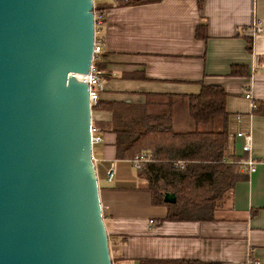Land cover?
<instances>
[{
	"label": "crops",
	"instance_id": "0c3cea01",
	"mask_svg": "<svg viewBox=\"0 0 264 264\" xmlns=\"http://www.w3.org/2000/svg\"><path fill=\"white\" fill-rule=\"evenodd\" d=\"M104 10L99 65L104 89L91 110L102 141L92 146L103 220L113 258L121 264L149 261L264 264V0H161L117 6L94 0ZM259 21L262 30L253 33ZM205 24V36L196 29ZM235 71L240 73L233 74ZM243 74V75H242ZM201 84L227 93V154L247 157L238 132L252 136L255 171L245 172L213 220H167V206L152 203L130 159L116 157V130L141 129L152 100L172 98L175 130L191 129L185 97ZM250 93V98L246 94ZM156 102V101H155ZM115 175L106 179L110 162Z\"/></svg>",
	"mask_w": 264,
	"mask_h": 264
},
{
	"label": "water",
	"instance_id": "95a60500",
	"mask_svg": "<svg viewBox=\"0 0 264 264\" xmlns=\"http://www.w3.org/2000/svg\"><path fill=\"white\" fill-rule=\"evenodd\" d=\"M93 10L0 0V264H112L88 86L75 77L92 62Z\"/></svg>",
	"mask_w": 264,
	"mask_h": 264
},
{
	"label": "trees",
	"instance_id": "16d2710c",
	"mask_svg": "<svg viewBox=\"0 0 264 264\" xmlns=\"http://www.w3.org/2000/svg\"><path fill=\"white\" fill-rule=\"evenodd\" d=\"M159 1L114 0V4L132 6ZM202 4L203 0H197L200 9ZM205 28V24L199 25L196 35L205 36ZM97 66L100 67L99 63ZM226 98L227 93L221 86L205 84H201L199 93L186 96L187 117L193 125V129L187 131L173 128L172 98L152 100L157 108L147 113L141 129L116 130L117 159L131 160L138 154L149 157L137 172L145 182V190L151 194L152 203L167 206V220H213L229 192L243 179L239 160L227 154L229 115L225 108ZM252 112L264 114V102L255 101ZM203 126L209 128L202 129ZM165 192L174 193L176 202H163ZM112 244L109 242L110 248ZM143 264L220 263L175 260Z\"/></svg>",
	"mask_w": 264,
	"mask_h": 264
},
{
	"label": "built area",
	"instance_id": "2783aa9c",
	"mask_svg": "<svg viewBox=\"0 0 264 264\" xmlns=\"http://www.w3.org/2000/svg\"><path fill=\"white\" fill-rule=\"evenodd\" d=\"M94 45H93V58L90 65L89 72L86 74H79L75 75V77L81 81L85 82L88 86V94H89V102L91 107L97 105L99 97L101 92L104 89V72L103 70L97 66V62L100 58V55L103 51V26H104V10L99 9L94 6ZM253 33H259L262 28L259 21L255 22L252 27ZM80 76V77H77ZM250 93L246 94V98H250ZM254 106V104H253ZM236 136L242 138L243 144H242V151L247 154V157L239 161L241 168L245 172H253L255 171V160L253 159L251 155V148H252V136L249 132H238L236 133ZM102 141L101 135L99 134L98 128L91 125V143L92 146L96 143H99ZM92 160L95 163V158L92 155ZM149 160V157L144 154H138L134 156L130 161L135 169H140L142 167V164ZM115 175V163L110 162L109 167L106 172V179L108 181H111ZM113 250L110 251L111 254V260L112 264H121L119 262H116L113 258ZM258 264L257 262H255Z\"/></svg>",
	"mask_w": 264,
	"mask_h": 264
},
{
	"label": "rangeland",
	"instance_id": "374dc122",
	"mask_svg": "<svg viewBox=\"0 0 264 264\" xmlns=\"http://www.w3.org/2000/svg\"><path fill=\"white\" fill-rule=\"evenodd\" d=\"M99 61V60H98ZM98 63V62H97ZM187 116V115H186ZM188 118V117H187ZM193 124V123H192ZM207 128H209V126H203L202 127V129H207ZM191 129H193V125L191 126ZM97 179H98V177H97ZM110 241H109V237H108V243H109ZM109 248H110V246H109ZM113 249L112 248H110V251H112Z\"/></svg>",
	"mask_w": 264,
	"mask_h": 264
},
{
	"label": "bare ground",
	"instance_id": "6f19581e",
	"mask_svg": "<svg viewBox=\"0 0 264 264\" xmlns=\"http://www.w3.org/2000/svg\"><path fill=\"white\" fill-rule=\"evenodd\" d=\"M77 75H79V74H77ZM77 77H80V76H77Z\"/></svg>",
	"mask_w": 264,
	"mask_h": 264
}]
</instances>
